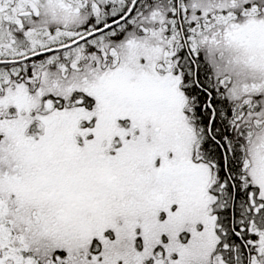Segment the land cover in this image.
Instances as JSON below:
<instances>
[{
	"label": "snow or ice",
	"instance_id": "obj_1",
	"mask_svg": "<svg viewBox=\"0 0 264 264\" xmlns=\"http://www.w3.org/2000/svg\"><path fill=\"white\" fill-rule=\"evenodd\" d=\"M0 264H264V0H0Z\"/></svg>",
	"mask_w": 264,
	"mask_h": 264
}]
</instances>
